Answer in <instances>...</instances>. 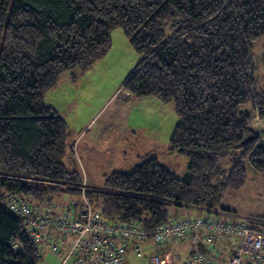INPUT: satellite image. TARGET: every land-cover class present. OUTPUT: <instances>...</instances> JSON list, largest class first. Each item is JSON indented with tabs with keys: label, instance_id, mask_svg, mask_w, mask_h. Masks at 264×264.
Instances as JSON below:
<instances>
[{
	"label": "trees",
	"instance_id": "16d2710c",
	"mask_svg": "<svg viewBox=\"0 0 264 264\" xmlns=\"http://www.w3.org/2000/svg\"><path fill=\"white\" fill-rule=\"evenodd\" d=\"M117 27L142 56L124 87L174 101L170 149L188 157V172L178 177L150 155L88 189L62 160L68 129L43 97L61 73L104 57ZM262 35L264 0H0V264L41 257L8 194L40 206L85 192L106 219L142 218L151 229L170 221V205L212 212L246 183L248 166L264 172V126H252L264 124V87L250 47ZM251 224L264 230V217Z\"/></svg>",
	"mask_w": 264,
	"mask_h": 264
},
{
	"label": "rangeland",
	"instance_id": "374dc122",
	"mask_svg": "<svg viewBox=\"0 0 264 264\" xmlns=\"http://www.w3.org/2000/svg\"><path fill=\"white\" fill-rule=\"evenodd\" d=\"M111 42L108 53L87 68L61 73L56 85L43 97L45 104L57 110L68 129V149L62 158L63 162L68 169H75L82 174L85 181L83 186L88 189L106 188L114 172L126 171L150 155L156 156L176 176L183 177L188 172V157L170 149V137L178 122L174 101H162L153 95L137 97L127 90L124 82L136 70L142 56L121 27L112 30ZM250 47L256 89L261 90L264 87V35L252 41ZM249 107L250 103L241 105L243 110ZM259 121L257 117L252 121L256 131L263 128L260 127L263 122ZM219 162L225 172L233 164L231 156L221 158ZM15 196L12 195L13 199L7 203L10 208L15 210L22 205H32L56 217H60L70 207H73L74 212L78 211L74 208L76 204L88 199L85 192L80 195L60 193L47 204L35 206L19 195V199ZM181 208L172 204L169 212L186 217L208 215L206 209L189 207L179 214ZM213 209L209 213H218L225 220L254 222L262 219L264 172H254L248 166L246 183L240 188L225 191ZM94 212L104 217L100 208H94ZM87 225V222L73 216L70 221L64 219L61 224L44 229L48 234L42 236V233L38 238L37 253L41 257L37 264H59L58 261L68 251L79 247V241L84 238L82 230ZM217 238L214 250L223 260L217 264H228L231 251L229 253L227 244ZM145 243L151 251H155L149 238ZM134 244L129 247L125 264H151L148 261L150 257L138 258L140 250L139 247L134 249ZM172 248L174 250L175 247ZM174 252L177 255V251ZM207 257L209 261L212 260L211 256Z\"/></svg>",
	"mask_w": 264,
	"mask_h": 264
},
{
	"label": "built area",
	"instance_id": "2783aa9c",
	"mask_svg": "<svg viewBox=\"0 0 264 264\" xmlns=\"http://www.w3.org/2000/svg\"><path fill=\"white\" fill-rule=\"evenodd\" d=\"M12 199V195L8 194L6 204ZM72 208L66 209L60 217L43 213L32 205L11 209L22 217L23 227L37 249L38 238L42 233V236H47V231L43 230L48 226L61 224L64 219L70 221L73 216L88 223L82 230L84 238L79 241V247L69 249L60 264L68 263L71 257H74L73 264H124L129 247L135 243L133 248L139 247L141 257L143 248H149L145 243L148 238L155 246V253L151 256L152 264H212L208 255L198 249L178 261L173 248L169 249L170 253L160 254L159 247L162 244L177 243L186 236H190L196 245L201 241L208 249L214 248L217 237L230 238L231 255L228 264H264V230L253 228L251 221L225 220L220 215L208 213L205 217L175 216L164 224L148 229L142 218L124 220L117 216L106 219L94 212L95 206L88 199L76 204V213Z\"/></svg>",
	"mask_w": 264,
	"mask_h": 264
},
{
	"label": "crops",
	"instance_id": "0c3cea01",
	"mask_svg": "<svg viewBox=\"0 0 264 264\" xmlns=\"http://www.w3.org/2000/svg\"><path fill=\"white\" fill-rule=\"evenodd\" d=\"M256 118V117H255ZM254 118V119H255ZM254 119H253V121H254ZM260 122V121H259ZM262 122V121H261ZM260 122V123H261ZM252 125H254V123L252 122ZM264 126V124L263 123H261V126L260 127H263ZM84 183H85V181H84ZM186 207H182L180 210H179V214H182L183 213V210L185 209ZM189 208H193V207H189ZM205 211H207L208 213L210 212V211H208V210H205ZM177 214H173L172 216H171V219H173V217H175ZM219 215V214H218ZM221 238V240H220V242H222V243H226L227 244V246H228V248H229V253H230V251H231V247H230V244H231V241H230V238H225V237H220ZM176 245V246H175ZM173 246H175V248H174V250L175 251H177V260L176 261H178V259L180 260V259H183V258H185L186 256H188V255H190L191 253H193V251L194 250H196V249H198V250H200V251H202V252H204V253H206L207 255H209V256H211V258H212V260H211V263L212 264H217V263H219L220 261H223V260H220L219 259V256H220V254H218V252H216V250H214V248L213 249H208L205 245H204V243H202L201 241H199L198 242V244L196 245L195 243H194V241H192V239H191V237L190 236H186V237H184V238H181V239H179L178 241H177V243H174V242H170V243H167V244H162L160 247H159V252H160V254H166V252L167 253H170V252H168L169 251V249H171ZM129 250L130 249H128V251H127V253L129 252ZM214 250V251H213ZM134 251V250H133ZM149 251H150V254L147 256V258L148 257H150L149 258V262H151V256H152V254H154L155 253V251H151L150 250V248H149ZM126 253V257H125V262H126V258H127V254ZM180 256V257H179ZM138 258H142V257H138ZM221 263V262H220ZM125 264V263H124ZM151 264H152V262H151ZM173 264H178L177 262H175V263H173Z\"/></svg>",
	"mask_w": 264,
	"mask_h": 264
},
{
	"label": "water",
	"instance_id": "95a60500",
	"mask_svg": "<svg viewBox=\"0 0 264 264\" xmlns=\"http://www.w3.org/2000/svg\"><path fill=\"white\" fill-rule=\"evenodd\" d=\"M150 254V251L147 250V248H143V252H142V258L147 257ZM58 263H61V260L58 261ZM74 263V257H71L68 261V263L66 264H73Z\"/></svg>",
	"mask_w": 264,
	"mask_h": 264
},
{
	"label": "bare ground",
	"instance_id": "6f19581e",
	"mask_svg": "<svg viewBox=\"0 0 264 264\" xmlns=\"http://www.w3.org/2000/svg\"><path fill=\"white\" fill-rule=\"evenodd\" d=\"M216 250V249H215ZM214 251V250H213ZM218 251V250H217Z\"/></svg>",
	"mask_w": 264,
	"mask_h": 264
}]
</instances>
